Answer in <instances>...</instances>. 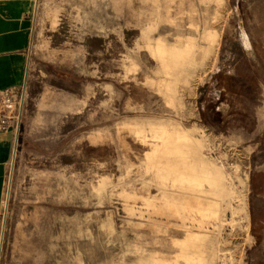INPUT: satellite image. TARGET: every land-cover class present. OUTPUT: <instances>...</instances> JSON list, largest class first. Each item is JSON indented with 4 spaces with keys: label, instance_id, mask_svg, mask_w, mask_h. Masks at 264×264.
<instances>
[{
    "label": "rangeland",
    "instance_id": "374dc122",
    "mask_svg": "<svg viewBox=\"0 0 264 264\" xmlns=\"http://www.w3.org/2000/svg\"><path fill=\"white\" fill-rule=\"evenodd\" d=\"M34 16L36 147L11 175L1 264H264V0Z\"/></svg>",
    "mask_w": 264,
    "mask_h": 264
},
{
    "label": "crops",
    "instance_id": "0c3cea01",
    "mask_svg": "<svg viewBox=\"0 0 264 264\" xmlns=\"http://www.w3.org/2000/svg\"><path fill=\"white\" fill-rule=\"evenodd\" d=\"M34 29V0H0V104L2 92H12L20 116L19 124L9 121L7 130L0 129V264L4 211L8 204L7 190L11 175L16 161L30 155L33 152L31 149L36 147L25 128L31 113L29 104L38 89L30 79ZM216 46L212 41L200 51L203 65L215 53ZM151 49L162 51L164 48L158 42ZM19 149L20 152L17 151Z\"/></svg>",
    "mask_w": 264,
    "mask_h": 264
},
{
    "label": "built area",
    "instance_id": "2783aa9c",
    "mask_svg": "<svg viewBox=\"0 0 264 264\" xmlns=\"http://www.w3.org/2000/svg\"><path fill=\"white\" fill-rule=\"evenodd\" d=\"M17 107V101L13 93L10 91H3L0 104V129L2 131L8 129L9 121H15L16 124H19L20 116L17 113Z\"/></svg>",
    "mask_w": 264,
    "mask_h": 264
}]
</instances>
